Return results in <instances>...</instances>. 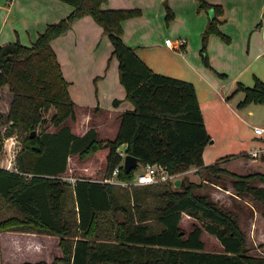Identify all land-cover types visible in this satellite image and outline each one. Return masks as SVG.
Wrapping results in <instances>:
<instances>
[{
    "label": "trees",
    "instance_id": "trees-1",
    "mask_svg": "<svg viewBox=\"0 0 264 264\" xmlns=\"http://www.w3.org/2000/svg\"><path fill=\"white\" fill-rule=\"evenodd\" d=\"M71 5L72 13L51 24L38 40L26 47L20 42L0 46V91L13 95L9 112L0 115L11 128L26 133L24 149L17 158V171L0 169V196L17 210L20 217L0 222V232L22 231L57 236L66 264H264V258L249 255L245 235L238 218L213 202L208 195L197 194L199 185L181 181L179 188L166 183L157 193L163 205L153 210L162 225L153 232L146 210L136 217L119 203L123 187L103 181L78 179L72 186L64 180L72 156L104 157L106 178L131 183L134 169L127 172L120 152L136 157L141 166L158 165L170 175L187 172L192 167L219 177L234 178L236 195L251 197L264 207V173L242 176L224 168L228 160L205 166L204 150L212 143L195 86L187 81L155 73L123 40L122 22L141 16L138 9L103 8L107 0H61ZM202 9H212L215 16L205 31L206 49L211 35L219 34L217 16L221 9L207 0H198ZM91 16L109 36L113 55L119 62L120 82L134 110L121 116V127L113 140H100L95 130L78 136L68 126L75 122V104L69 93L52 42L66 34L83 17ZM207 63V58H204ZM244 99L238 108L264 103V82L256 78L253 88L239 87ZM56 112L50 120L54 132H32L44 124V113ZM124 148V149H123ZM171 187V188H170ZM75 197L77 212H67L68 198ZM105 213L124 215L116 223L110 240H101L100 222ZM201 222L190 233L181 228L182 216ZM206 230L215 236L223 252H208L202 240ZM57 261L54 262L56 264ZM30 264V263H26ZM37 264H46L45 262Z\"/></svg>",
    "mask_w": 264,
    "mask_h": 264
},
{
    "label": "crops",
    "instance_id": "crops-1",
    "mask_svg": "<svg viewBox=\"0 0 264 264\" xmlns=\"http://www.w3.org/2000/svg\"><path fill=\"white\" fill-rule=\"evenodd\" d=\"M184 1L188 4L187 0ZM207 2L221 9L220 15L217 16L219 34L211 35L207 45H210L211 41L216 40L217 37L220 40L219 45L223 49L220 52V57L229 56L231 62L234 63L227 69L221 67L220 70L224 71L222 73L217 72L219 66L212 67L218 74L229 77L231 80L229 81L230 85L223 84L221 90L218 91L206 81V78L196 75L199 73L193 68L188 53L166 45V40L170 39L168 34L157 36L154 38L155 40H152L151 32L148 29L151 23L146 19V15H150L158 21L163 16L162 8L165 6L166 18L175 20L177 16L175 11L173 12L169 7L167 0H108L103 8L106 10L138 9L141 11V16L122 22L125 44L132 48L155 73L187 81L195 86L209 133L206 117L213 112L218 97L223 101V99H231L236 93H242L244 99V92L239 91L241 85L246 88H253L256 84V78L264 82V14L263 19L260 20L264 10V0H207ZM171 6H175L174 0H172ZM189 6L192 9V18H196L197 27L200 29L198 34L204 38L205 31L215 16V12L213 8L202 9L198 0H192V3L188 4ZM255 7L260 13L259 17L252 22L248 21L247 16L254 11ZM73 9L71 5L61 0H0V46L20 42L26 47H31L49 25L66 19ZM28 11L33 15H27L26 12ZM234 13L236 16L233 15ZM241 14L244 17L242 20H240ZM10 20L13 22L11 23ZM14 21L20 25L14 24ZM230 25L238 27L234 28L237 33L234 35L242 44L239 56L229 53L230 48L234 49L232 46L238 44L234 43L236 38L229 31ZM106 35L103 28L91 16H87L77 20L66 34L55 39L52 42V48L57 55L64 78L69 84V93L75 104L76 120L75 122L69 121L68 126L78 136H84L90 130H95L100 140L113 141L121 127V116L133 111L134 104L128 99L126 90L120 82L119 62L118 70L113 71L108 67L114 52L112 43V49L108 52H102L99 47L100 41ZM180 35L181 33L178 35L179 38L173 40L174 44L178 45L181 40H186L188 43L185 36L189 35L182 33L184 38ZM206 58L207 63L205 60L204 63L209 66L208 56ZM244 59H246L244 63L239 62ZM200 70L202 71V69ZM192 74L196 76L192 78ZM0 99L4 103L1 95ZM12 100L13 95L10 97L9 109ZM235 112L241 116L237 111ZM209 118L211 120V117ZM209 135L212 138L210 133ZM254 139L249 144L250 147L241 152L248 151L251 153L258 149H264V137L258 138L255 135ZM260 139L263 142L262 145L259 142ZM213 144L214 142L210 143L204 150L205 166L213 165L220 159H217L216 153L211 151ZM261 158H264V155ZM212 161L213 163L209 164ZM256 161H260V169L264 170V160H254L253 162ZM192 168L195 169V167ZM77 180L75 179L71 185L73 186ZM111 180L116 184L110 182ZM103 182L113 184L118 191L117 186L120 185L117 182L119 180L114 176L112 178L105 177ZM260 187H264V184ZM68 200L67 212L74 215L78 209L73 192L69 195ZM12 238L19 241L38 240L40 243L49 241L51 238L56 242L58 239L60 242L58 237L45 233L22 231H15ZM62 254L63 252L59 247V257H62Z\"/></svg>",
    "mask_w": 264,
    "mask_h": 264
},
{
    "label": "rangeland",
    "instance_id": "rangeland-1",
    "mask_svg": "<svg viewBox=\"0 0 264 264\" xmlns=\"http://www.w3.org/2000/svg\"><path fill=\"white\" fill-rule=\"evenodd\" d=\"M169 1L170 0H167L169 7L177 14L175 20L166 18L167 12L165 6L162 8L163 16L160 17L158 21L152 16L146 15V19L150 21L151 25L149 28L145 27L151 32L152 40H155L154 38L157 36L168 34L170 40L173 41L174 39L179 38V33H181V35L182 33H186L189 35L185 36L188 43L182 51L188 53L193 68L199 73H196V75L201 78H206V81L217 91L221 90L223 84L226 86L230 85L229 81L231 80L229 77L221 76L217 72H224L220 70L221 67L227 69L234 63L231 62L229 56L220 57V52L223 49L220 47V40H218L217 37L215 38L216 40L211 41L210 45L208 44L204 50V44L202 42L203 38L198 34L200 29L197 27V20L195 17L192 18V9H190V6L188 7V4H191L192 0H187L188 4H186L184 0H174V7L171 6L172 0L171 2ZM26 14L30 16L33 15L30 11L26 12ZM235 14L236 13L233 15ZM259 14L257 7H255L254 11L247 16V20L252 22L253 20L258 19ZM263 14L264 10L262 11V17L260 20L263 19ZM243 18V14H241L240 20ZM11 20L10 22L12 23L13 21ZM14 24L20 25L15 21ZM9 27L10 25L7 30ZM228 28L233 35H237L234 28L238 27L230 25ZM182 36L184 38V35ZM106 37L104 38L103 36V40L99 43L102 52H108L112 49L109 36L106 35ZM234 38H236L234 43L238 44H234L232 46L234 49L230 48L229 53L239 56L242 44H240L241 41L237 36L234 35ZM206 56H208L209 66L204 63L203 58ZM245 61L246 59L239 62L244 63ZM117 65L118 60L112 55L108 67L114 71L118 70ZM217 66H219V71L216 72L212 67L216 68ZM200 69H202V71ZM196 75L192 74V78ZM0 95L4 101L3 103L0 99V115H6L9 110L8 107L12 95L7 88L1 90ZM242 99V93H236L229 100L223 99V101H221L222 99L220 100L218 97L213 112H211V115H207L206 118L209 133L212 135V142H214L211 151L216 153L217 159L220 158L219 160L225 162L228 160L227 163L223 164L224 168H227L228 171L236 172L242 176L255 172L264 173V170L260 169V161L253 162L254 160L263 161L264 158H261V156L264 154L258 158H253L249 155L248 151L241 152L244 149L249 148V144L255 140V128H264V103H251L240 109L238 108V104ZM235 111L241 114V116ZM55 112L56 109L51 108L48 112L44 113V124L37 130L33 131L36 132V135L42 133V131L50 133L55 131L54 127L50 124V120ZM250 112H252V114H250ZM209 117H211V120ZM26 136V133H20V131L18 132L17 130L14 131L11 128V124L7 123L5 119L2 121L0 124V165L3 161L4 165H7L6 161L8 159L5 152L8 150L9 144H12L11 139L14 138V149L11 151L10 155H15V158H13V165L10 171L17 170V158L19 153L24 149ZM259 142L262 145L263 142L261 139ZM212 163L213 161L209 164ZM106 167L107 164L104 157L98 154L90 155L87 158L72 156L69 159L68 170L64 175V180L69 183H73L75 179L103 181L105 178ZM144 169L145 168L142 166L138 167L135 172V177L140 175ZM208 175L209 174L204 170L191 168L185 173L176 175L173 180L168 182H161L151 186L123 187V192L119 195V203L127 209L128 213L136 214V217H139L141 213L146 210L149 217V224L151 225L153 232H159L162 229V225L158 222V215L153 210L161 207L163 202L156 196L157 193L166 189L164 184L174 183L178 179L181 181L186 180L187 182H193L194 184L199 185V187L195 189V193L208 195L217 205L225 210L233 211L236 214L240 228L245 235V248L247 253L252 256L264 258V207L255 202L251 197L239 198L231 185L234 178L230 175L223 173L219 177L212 176L209 181H206ZM114 177L117 179V175H114ZM252 184L255 186L263 185L259 180H254ZM13 217H20L17 210L12 206H9L0 196V222ZM123 219L124 215L121 213H118L117 215L105 213L102 215L100 222L101 240H110V236H113V232L115 231L116 223L123 221ZM180 225L188 234L196 225L202 226L203 224L188 215H183ZM14 233L15 231L0 232V264H37L41 262L54 264L55 261H57L56 264H66L59 261L63 258V254L62 257H59L60 242H58V239L56 242L49 238V241H44V243H40L38 240L19 241L12 238ZM202 240L204 241L205 249L208 252H223V247L218 239L209 234L206 230L202 233Z\"/></svg>",
    "mask_w": 264,
    "mask_h": 264
},
{
    "label": "built area",
    "instance_id": "built-area-1",
    "mask_svg": "<svg viewBox=\"0 0 264 264\" xmlns=\"http://www.w3.org/2000/svg\"><path fill=\"white\" fill-rule=\"evenodd\" d=\"M166 45L172 48H176L178 50H182L184 47H186L187 45V41L186 40H181L178 45L174 44V42L170 39L166 40ZM254 133L256 135V137L258 138H263L264 137V128L263 127H256L254 130ZM8 141V140H7ZM12 144H9V148L8 150L5 152L7 154V161H6V166L4 165V161L1 162L0 165V169H6V170H11L12 165H13V158H15V155H10L11 151L14 149V138L11 139ZM124 149V148H123ZM262 154H264V149H258L255 150L251 153H249V155H251V157L253 158H258L260 157ZM120 155L123 157V163L126 157V154L123 152H120ZM17 171V170H16ZM115 176L118 175V170L115 171ZM176 175H170L169 172L167 171V169H165L164 167L158 166V165H150L148 167H146L142 173H140V175H138L137 177H135L134 181L131 183H126V182H117L118 185L122 186V187H132V186H137V187H141V186H151V185H155L161 182H168L173 180V178ZM106 182H108L106 180ZM110 182L116 184L113 180H111Z\"/></svg>",
    "mask_w": 264,
    "mask_h": 264
},
{
    "label": "water",
    "instance_id": "water-1",
    "mask_svg": "<svg viewBox=\"0 0 264 264\" xmlns=\"http://www.w3.org/2000/svg\"><path fill=\"white\" fill-rule=\"evenodd\" d=\"M36 132L32 133V137H35ZM140 166L139 160L131 155H127L124 160V168L127 172L137 169ZM175 187L179 188L181 186V180L178 179L174 182Z\"/></svg>",
    "mask_w": 264,
    "mask_h": 264
}]
</instances>
